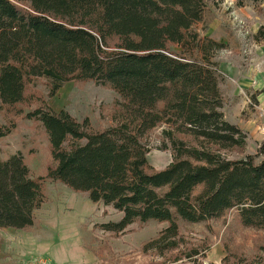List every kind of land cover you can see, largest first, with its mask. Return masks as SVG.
Segmentation results:
<instances>
[{
    "label": "trees",
    "instance_id": "16d2710c",
    "mask_svg": "<svg viewBox=\"0 0 264 264\" xmlns=\"http://www.w3.org/2000/svg\"><path fill=\"white\" fill-rule=\"evenodd\" d=\"M204 9L205 0H0L5 105L23 102L35 76L51 79L52 94L70 80L120 94L117 123L104 130L50 107L28 117L49 137L48 178L122 212L103 229L116 234L135 222L168 223L145 251L176 250L180 221L218 219L235 208L244 226L264 231V140L255 154L229 158L248 136L224 117L218 75L209 66L222 44L193 28ZM160 124L173 160L154 171L145 137ZM9 132L0 127V136ZM44 199V184L21 153L0 160V228L31 226Z\"/></svg>",
    "mask_w": 264,
    "mask_h": 264
},
{
    "label": "rangeland",
    "instance_id": "374dc122",
    "mask_svg": "<svg viewBox=\"0 0 264 264\" xmlns=\"http://www.w3.org/2000/svg\"><path fill=\"white\" fill-rule=\"evenodd\" d=\"M193 28L201 38L222 44L212 53L209 66L218 75L224 117L248 136L245 147L233 150L229 158L255 154L264 140V0H205L203 17ZM195 57L200 59V53L196 51ZM121 102L116 90L89 80L67 81L52 94L51 79L43 76L29 82L26 99L20 104L5 105L0 99V127L10 129L0 136V160L21 153L32 177L44 184L45 197L34 211L31 226L0 228V264H29L36 258L45 259V264H61L37 249L41 239L54 244L64 240L60 246L66 249L67 243L73 245L66 252L85 251L83 264H264V231L244 226L237 208L218 219L180 221L182 239L176 250L145 251L146 244L168 223L149 220L132 223L124 232L106 231L100 224L119 220L122 212L101 201L93 202L85 191L48 178L54 162L49 137L43 124L28 114L38 107L67 110L97 131L117 123ZM165 128L160 124L145 137L150 149L148 164L154 171L173 160ZM261 159L256 158L258 162ZM192 247L197 254L191 253Z\"/></svg>",
    "mask_w": 264,
    "mask_h": 264
},
{
    "label": "crops",
    "instance_id": "0c3cea01",
    "mask_svg": "<svg viewBox=\"0 0 264 264\" xmlns=\"http://www.w3.org/2000/svg\"><path fill=\"white\" fill-rule=\"evenodd\" d=\"M37 249L46 252L48 256L52 257L56 263H61V264H83V259L84 256L83 253L85 251H71V252H66V250L74 248L73 245L66 244L67 249L65 248V245H62L64 243V240L62 242H58L54 244L53 241L49 240L47 242L43 241L42 239L38 241ZM43 245V246H41ZM41 246V247H40ZM60 248H62L60 250ZM35 249V248H33Z\"/></svg>",
    "mask_w": 264,
    "mask_h": 264
},
{
    "label": "built area",
    "instance_id": "2783aa9c",
    "mask_svg": "<svg viewBox=\"0 0 264 264\" xmlns=\"http://www.w3.org/2000/svg\"><path fill=\"white\" fill-rule=\"evenodd\" d=\"M46 263V261H45V259H39V258H36V259H34V260H32L29 264H45Z\"/></svg>",
    "mask_w": 264,
    "mask_h": 264
}]
</instances>
